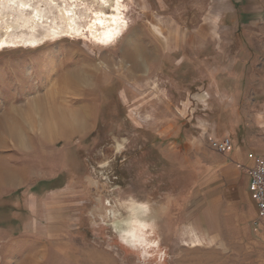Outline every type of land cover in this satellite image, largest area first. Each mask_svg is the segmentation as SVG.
<instances>
[{
  "label": "rangeland",
  "instance_id": "obj_1",
  "mask_svg": "<svg viewBox=\"0 0 264 264\" xmlns=\"http://www.w3.org/2000/svg\"><path fill=\"white\" fill-rule=\"evenodd\" d=\"M122 3L112 45L90 8L0 50V264H264L245 176L207 143L264 152V0Z\"/></svg>",
  "mask_w": 264,
  "mask_h": 264
},
{
  "label": "bare ground",
  "instance_id": "obj_2",
  "mask_svg": "<svg viewBox=\"0 0 264 264\" xmlns=\"http://www.w3.org/2000/svg\"><path fill=\"white\" fill-rule=\"evenodd\" d=\"M32 1L34 0H6L0 3V50L10 46L14 48L16 45L34 46L48 37L57 35L80 34L83 25L81 26L77 19H87L90 8L94 9L85 27L94 40L103 44L102 46L114 42L126 27L122 0H89V7L79 14L73 13L74 10L70 6L56 4L55 0H39L45 2V9H40ZM109 9L111 13L107 12ZM153 30L160 35L158 28L153 27ZM11 183H14V179L8 171L2 184ZM133 232L135 231L131 230L132 237L145 242V235L139 236ZM23 264H31V258L25 259Z\"/></svg>",
  "mask_w": 264,
  "mask_h": 264
},
{
  "label": "built area",
  "instance_id": "obj_3",
  "mask_svg": "<svg viewBox=\"0 0 264 264\" xmlns=\"http://www.w3.org/2000/svg\"><path fill=\"white\" fill-rule=\"evenodd\" d=\"M208 146L219 154H227L232 151L233 145L229 138H207ZM238 168H241L238 166ZM249 193L255 205L256 216L254 227L264 233V155L255 159V164L248 170Z\"/></svg>",
  "mask_w": 264,
  "mask_h": 264
},
{
  "label": "crops",
  "instance_id": "obj_4",
  "mask_svg": "<svg viewBox=\"0 0 264 264\" xmlns=\"http://www.w3.org/2000/svg\"><path fill=\"white\" fill-rule=\"evenodd\" d=\"M236 63H240V61L239 62L236 61ZM237 78H238V76L236 77V79ZM237 80L239 81V79H237ZM238 81H236L237 90H239V88L242 86V83L240 81L239 82ZM232 99H236V97L232 96ZM227 133H229V132L227 131ZM225 137L230 139V137L228 135L220 137L218 139H222V138H225ZM231 142H232V145H233L232 151L227 153V154H224L223 156L228 158L230 160V163H233V165L237 169H239L241 172H243V174L245 176V180H246V195H247V198H248V200L250 202V205L252 207V210H253V213H254V217H255L256 216L255 205H254V203H253V201L251 199L249 190L247 188V186L249 184L248 170L254 166L255 159L258 158V157L263 156L264 152L261 151V150H254L253 152L237 151L236 147H235L236 144L234 143L233 140H231ZM238 166H240L241 168H238ZM254 220H255V218H254ZM252 227H253L252 229L254 230V232H259L254 226H252Z\"/></svg>",
  "mask_w": 264,
  "mask_h": 264
}]
</instances>
